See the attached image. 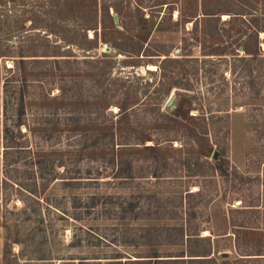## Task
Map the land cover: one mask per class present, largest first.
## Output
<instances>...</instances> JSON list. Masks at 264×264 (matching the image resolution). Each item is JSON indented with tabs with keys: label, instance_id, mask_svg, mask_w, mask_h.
<instances>
[{
	"label": "rangeland",
	"instance_id": "obj_1",
	"mask_svg": "<svg viewBox=\"0 0 264 264\" xmlns=\"http://www.w3.org/2000/svg\"><path fill=\"white\" fill-rule=\"evenodd\" d=\"M1 14L0 264H264V0Z\"/></svg>",
	"mask_w": 264,
	"mask_h": 264
},
{
	"label": "trees",
	"instance_id": "obj_2",
	"mask_svg": "<svg viewBox=\"0 0 264 264\" xmlns=\"http://www.w3.org/2000/svg\"><path fill=\"white\" fill-rule=\"evenodd\" d=\"M2 12V0H0V38H2V35H5L4 33V27H3V15L1 14ZM244 51V55L239 57L240 61L245 63V67H253V62L256 63V67H262L263 71H264V50H261L259 47H257V49H254V51H251L250 49H245ZM250 72V71H249ZM264 76V73H263ZM264 84V81H263ZM261 93H257V96H261ZM9 99V100H8ZM2 104H3V110L5 112V114H8V111L10 109V112H14L15 113V122H14V126L12 127V130H10V128L8 126L4 127L3 133L5 135V151L9 149V146H6L7 144V138L6 136L8 134H13V132H19V127L21 125V121H22V116H23V106H22V100L21 98L17 99L15 103L12 104L11 102V97L8 96V91L5 89H3V99H2ZM121 114H126L128 112V109H120ZM180 112V108L178 107H174V109L172 110V114L173 117L176 116L177 113ZM171 118V117H170ZM197 119H199V116H196ZM201 118H204L203 116ZM264 122V121H263ZM19 134H21L19 132ZM12 138V136L10 137ZM216 140V139H215ZM137 141H144V139H137ZM132 143L126 144V145H131ZM137 144V143H134ZM214 145L216 147V149L219 147L220 145L217 144V141H214ZM156 145H152V146H145V149H154ZM120 148V147H118ZM117 161L119 163H117V165L115 166V172H114V176L115 178H127V177H122V176H128V174L125 172V168L124 166L126 165V160H122V158H118ZM217 171H220V166L219 164L217 165ZM247 209H244V211H253L254 213H258L257 209H255L256 207L254 206H247ZM247 229H252L250 227H247ZM243 255H247V254H243ZM254 256L257 257H263L264 254H253ZM159 256H153V258H158ZM259 259V258H257ZM262 259V258H261ZM156 261H160V260H156ZM166 261H178V260H166ZM203 261V260H201ZM139 262V261H136Z\"/></svg>",
	"mask_w": 264,
	"mask_h": 264
},
{
	"label": "water",
	"instance_id": "obj_3",
	"mask_svg": "<svg viewBox=\"0 0 264 264\" xmlns=\"http://www.w3.org/2000/svg\"><path fill=\"white\" fill-rule=\"evenodd\" d=\"M114 21L117 22V17L116 16H114Z\"/></svg>",
	"mask_w": 264,
	"mask_h": 264
},
{
	"label": "bare ground",
	"instance_id": "obj_4",
	"mask_svg": "<svg viewBox=\"0 0 264 264\" xmlns=\"http://www.w3.org/2000/svg\"><path fill=\"white\" fill-rule=\"evenodd\" d=\"M206 232V231H205ZM208 235V234H207Z\"/></svg>",
	"mask_w": 264,
	"mask_h": 264
}]
</instances>
